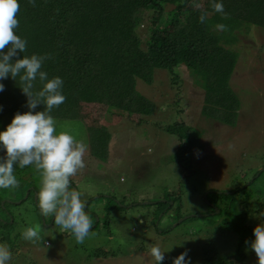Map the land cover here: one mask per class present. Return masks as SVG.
I'll return each mask as SVG.
<instances>
[{"label": "rangeland", "instance_id": "374dc122", "mask_svg": "<svg viewBox=\"0 0 264 264\" xmlns=\"http://www.w3.org/2000/svg\"><path fill=\"white\" fill-rule=\"evenodd\" d=\"M205 7L206 0H194L185 8ZM171 9L164 7L161 28L168 27ZM152 15L142 10L135 17L143 39L150 35ZM207 19L208 32L221 37L219 48L234 58L229 83L239 102L234 123L202 112L205 82L184 66L153 70L148 85L137 80L136 91L152 106L148 116L80 103L73 120L54 119L57 132L68 131L85 145L88 127L109 133L106 162L90 156L87 145L85 167L71 178L93 227L80 244L52 216L43 217L33 190L39 174L19 177L15 167L18 181L33 182L22 198L19 187L0 188V244L12 253L8 264H153L152 246L174 257L187 250L190 264L214 256L229 258V264H257L245 241L264 223V29L240 25L233 29L238 39L225 41L229 34L217 26L235 23L211 14ZM36 226L42 240L23 239L22 232ZM239 250L243 257L237 261Z\"/></svg>", "mask_w": 264, "mask_h": 264}, {"label": "trees", "instance_id": "16d2710c", "mask_svg": "<svg viewBox=\"0 0 264 264\" xmlns=\"http://www.w3.org/2000/svg\"><path fill=\"white\" fill-rule=\"evenodd\" d=\"M193 1L35 0V6H32L28 0H18L20 10L16 34L27 41V51L22 55L49 54L51 58L44 62L42 70L48 73L49 78L60 77L64 82L62 94L66 99L53 109V118L59 122L73 120L80 103L148 116L152 106L136 91L137 80L148 85L153 82V70L172 72L174 68L184 66L190 74L199 72L205 82L202 112L215 114L224 123L233 124L231 118L235 120L239 107L238 99L229 86L234 58L217 45L221 37L208 32L209 20L206 18L201 23L199 18L206 12L214 19L223 17L229 24L235 23L236 26L230 28L231 25L221 24L226 26L224 31L229 34L225 41L233 42L238 39L233 29L240 25L264 29V0H216L223 3L224 14L212 9L211 0H206L203 10L185 8ZM166 5L172 7V12L167 20L168 27L161 28V16ZM142 10L153 11L149 18L150 35L145 39L137 33L135 22L136 15ZM160 34L165 35L160 37ZM222 38L226 39V36ZM0 83L5 86V90L0 92V131H3L17 112L24 113L29 109L27 97L16 81L9 77ZM43 109L44 106L40 105L36 111ZM178 126L180 124L175 127ZM171 130L168 128L167 131ZM86 131L89 155L106 162L110 140L108 131L104 127H88ZM15 167L19 177L26 175L31 179L37 174L31 165ZM30 179L29 182L18 181L17 195L21 194V198L24 190L32 185ZM71 184L74 186L72 180ZM39 186H33V190L37 192ZM169 202H164L166 208ZM161 205L159 202L158 207ZM11 221H14L12 217ZM241 221L240 224H244ZM239 252L234 257L237 261L243 257V252ZM173 258V255L165 254L163 264H172ZM202 263L231 262L227 257L218 259L214 256Z\"/></svg>", "mask_w": 264, "mask_h": 264}, {"label": "clouds", "instance_id": "9594fccd", "mask_svg": "<svg viewBox=\"0 0 264 264\" xmlns=\"http://www.w3.org/2000/svg\"><path fill=\"white\" fill-rule=\"evenodd\" d=\"M28 2L35 6V0ZM195 7L199 9L201 5L197 3ZM211 7L224 14L222 2L211 0ZM19 10L18 0H0V80L11 77L16 81L27 97L29 109L17 112L6 129L0 131V149L5 150V155L0 156V188L19 186L15 166H34L40 176L36 199L41 215L52 216L56 226L70 231L77 243L82 244L93 225L86 212V202L81 199L82 193L72 186L71 178L85 167L87 145L68 131L57 132L51 112L65 102L64 82L60 77L49 78L42 70L44 62L51 58L49 54L22 55L27 51V41L16 34ZM206 18L207 13H202L200 22ZM217 28L226 30L225 25ZM4 90V84L0 83V92ZM40 105L44 109L36 111ZM40 231V226L27 227L21 235L26 241H40ZM253 234L254 239L245 243H250L257 264H264V223L255 226ZM149 251L156 264H163L165 252L160 247L152 246ZM11 256L9 247L0 244V264H8ZM172 264H190L187 250L173 258Z\"/></svg>", "mask_w": 264, "mask_h": 264}, {"label": "crops", "instance_id": "0c3cea01", "mask_svg": "<svg viewBox=\"0 0 264 264\" xmlns=\"http://www.w3.org/2000/svg\"><path fill=\"white\" fill-rule=\"evenodd\" d=\"M109 141H110V140H109ZM109 144H110V142H108V145H107L108 147H109ZM85 202H86V201H85Z\"/></svg>", "mask_w": 264, "mask_h": 264}, {"label": "water", "instance_id": "95a60500", "mask_svg": "<svg viewBox=\"0 0 264 264\" xmlns=\"http://www.w3.org/2000/svg\"><path fill=\"white\" fill-rule=\"evenodd\" d=\"M183 220V219H182ZM182 220H180V221H182Z\"/></svg>", "mask_w": 264, "mask_h": 264}]
</instances>
